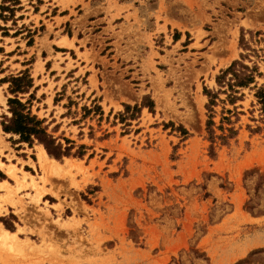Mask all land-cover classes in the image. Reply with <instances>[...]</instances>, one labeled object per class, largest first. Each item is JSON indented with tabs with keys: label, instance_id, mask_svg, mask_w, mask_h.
<instances>
[{
	"label": "rangeland",
	"instance_id": "1",
	"mask_svg": "<svg viewBox=\"0 0 264 264\" xmlns=\"http://www.w3.org/2000/svg\"><path fill=\"white\" fill-rule=\"evenodd\" d=\"M54 16L56 24L47 20ZM251 31L264 32V0H21L13 19L0 18V42L23 34L29 53L3 66L0 46V224L17 235L0 244V264H264V130L248 128L261 124L252 120L254 97L246 90L239 135L229 146L218 142L213 156L203 92L249 52L242 32L263 55L264 73V34L252 39ZM55 42L73 47L68 63ZM26 69L30 92L38 87L33 113L55 136L90 147L83 158L49 154L43 168V144H17L3 130L13 97L3 79ZM145 95L154 112L144 107L130 126L114 123L124 104ZM94 103L102 120L74 124Z\"/></svg>",
	"mask_w": 264,
	"mask_h": 264
},
{
	"label": "trees",
	"instance_id": "2",
	"mask_svg": "<svg viewBox=\"0 0 264 264\" xmlns=\"http://www.w3.org/2000/svg\"><path fill=\"white\" fill-rule=\"evenodd\" d=\"M21 4V0H2L0 4V18L4 21H9L14 18L16 12V6ZM5 13H9L5 14ZM3 31H8L7 27H1ZM44 29V27H42ZM20 32L17 31L15 35ZM251 37H259L264 34L262 31H251ZM32 34L29 35L31 39L29 44L33 43ZM5 35L9 33L5 32ZM264 41L263 38H259L257 41ZM240 45L244 50L249 51L247 53H241L240 58L233 60L230 65L222 68L215 77L216 87L209 88L204 87V95L207 96L208 101L206 103V109L208 112V119L206 121V129L208 132V139L211 142V154L216 155L215 147L219 142L221 145L229 146L233 140L237 139L239 135V129L236 124L241 120V115L245 114L242 104H238L240 101H244L247 97L246 90L252 93L254 99L251 102L252 120L257 123L264 124V82L260 81V78H264V73L261 71L258 61L262 56L259 50L251 47L249 41L246 40L244 32H242ZM252 53L257 57V61L252 60ZM253 62L252 65L246 61ZM3 82H9V90L13 97L8 98V106L10 116L5 115L2 120V127L6 133L19 136L16 140L17 144L27 143L29 147H33L37 141L45 146L48 155L53 156L58 160L63 159L65 156H73L83 158L87 151L90 149L85 144H77L74 140H71L64 136H55L54 133L49 131V127L46 123V119H41L38 115L32 111V100L35 98L38 87H35L31 93V88L34 87V79L30 74L29 69L21 72V75L11 76L8 79L4 78ZM29 93L27 101H22L19 94ZM225 95V97H222ZM58 99H56V102ZM73 101L70 100L68 107L72 106ZM221 105L220 121L217 123L215 117L218 114L217 106ZM227 105L233 108L227 107ZM125 110L119 111L115 114V121L124 123L126 126H130V120L136 119L142 112L144 107H148L151 112H154L155 102L150 95H145L141 103L135 105L124 104ZM259 111V117H255L254 113L256 109ZM82 117L79 120H74V124H80V120L86 119L90 115H99L102 120L104 111L101 105L94 103L93 106L87 105L82 107ZM71 109L66 115H70ZM54 122V121H52ZM257 124L255 128L248 125V128L252 132H261L264 130V126ZM166 127L172 126L173 131H180L184 139L188 138L189 132L183 125L176 127L173 122L165 125ZM55 130L59 128V124L55 127ZM93 129V128H92ZM220 131V133H217ZM91 135L93 133L91 132ZM64 140L65 142H63ZM74 150V151H73ZM94 154L90 155V158ZM52 158V157H51ZM7 176L0 170V179H5ZM8 226V224H7ZM9 228V227H8Z\"/></svg>",
	"mask_w": 264,
	"mask_h": 264
},
{
	"label": "crops",
	"instance_id": "3",
	"mask_svg": "<svg viewBox=\"0 0 264 264\" xmlns=\"http://www.w3.org/2000/svg\"><path fill=\"white\" fill-rule=\"evenodd\" d=\"M48 9V8H47ZM48 11H45V13H43L44 14V16H46V15H48ZM43 17V16H42ZM59 18H63V19H65L66 21H67V16L66 15H60V16H58ZM54 18V19H53ZM56 18H57V16H54V17H48L47 18V20H49L50 22H52V23H54V24H56ZM64 20V21H65ZM42 24H44L43 22H42ZM23 34H21V35H19L18 37H9V36H5V37H3V36H1V38L2 39H4V41H1L0 42V46H2V47H5V51H4V53L5 54H7V55H4V61H5V64L3 65V66H5L6 64H8V63H11V64H14V65H17V64H19L20 62L17 60V58H20V57H22V56H28L29 55V53H26L20 46L23 44V42H25V41H23V39L22 38H20V36H22ZM64 35H66V34H61L60 35V37L58 38V39H60L61 37H65ZM68 36V35H67ZM70 37V36H69ZM71 38H73V37H71ZM58 39H56V41L58 40ZM70 39V38H69ZM50 40H53V39H50ZM7 41V42H6ZM11 41H13V42H11ZM26 41H27V39H26ZM77 41H79V40H77ZM77 41H74V45L75 46H77ZM33 42H34V44H35V40H34V38H33ZM4 43H7V46H4ZM55 45H57L58 47H60V49L59 50H56L55 51V53L56 54H65V55H63V57H64V61H65V63H68V60H67V56H66V54L67 53H69L68 52V50H65V49H73V47H67V46H61V45H59V44H57V42H55ZM32 47H34V45H31L30 47H28L27 46V48H32ZM21 50H23L22 52V54H21ZM84 51H80V53H83ZM35 53V55L37 54L36 52H34ZM56 54H53L52 56L53 57H55L56 56ZM1 57H2V55H1ZM37 57V56H36ZM8 58V59H7ZM16 58V59H15ZM12 59H15V62L14 63H12L13 61H12ZM52 61V60H51ZM22 67H27V66H29L28 64L27 65H25V64H22L21 65ZM21 70L19 71V73L18 74H21ZM47 152V151H46Z\"/></svg>",
	"mask_w": 264,
	"mask_h": 264
},
{
	"label": "bare ground",
	"instance_id": "4",
	"mask_svg": "<svg viewBox=\"0 0 264 264\" xmlns=\"http://www.w3.org/2000/svg\"><path fill=\"white\" fill-rule=\"evenodd\" d=\"M39 159L42 163L43 168H49L51 164L50 157L48 156L46 150L44 147H41V150L38 153ZM53 167V166H52ZM15 168H10L9 172L15 176ZM26 175V174H25ZM1 187H7V182L6 181H0ZM12 239H17V235L15 232H11L5 227H3L2 224H0V244L7 245L9 243V240Z\"/></svg>",
	"mask_w": 264,
	"mask_h": 264
}]
</instances>
